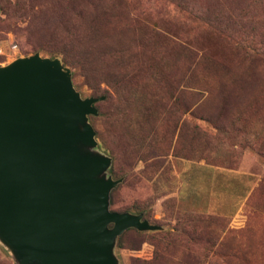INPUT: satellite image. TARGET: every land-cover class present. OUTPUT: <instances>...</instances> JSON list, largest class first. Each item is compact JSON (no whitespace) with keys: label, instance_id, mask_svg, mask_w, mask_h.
I'll use <instances>...</instances> for the list:
<instances>
[{"label":"rangeland","instance_id":"obj_1","mask_svg":"<svg viewBox=\"0 0 264 264\" xmlns=\"http://www.w3.org/2000/svg\"><path fill=\"white\" fill-rule=\"evenodd\" d=\"M211 8L264 57V0H0V66L56 58L80 98L105 97L87 122L120 177L108 209L169 233L165 248L124 231L117 264H264V64H237L254 52L202 24ZM137 13L170 29L168 46L125 23Z\"/></svg>","mask_w":264,"mask_h":264},{"label":"water","instance_id":"obj_2","mask_svg":"<svg viewBox=\"0 0 264 264\" xmlns=\"http://www.w3.org/2000/svg\"><path fill=\"white\" fill-rule=\"evenodd\" d=\"M103 98H80L56 58L0 66V245L15 264H117V236L159 230L108 209L120 181L87 122Z\"/></svg>","mask_w":264,"mask_h":264},{"label":"trees","instance_id":"obj_3","mask_svg":"<svg viewBox=\"0 0 264 264\" xmlns=\"http://www.w3.org/2000/svg\"><path fill=\"white\" fill-rule=\"evenodd\" d=\"M171 3L175 4L173 1H171ZM191 11H192V9H189V11L187 10V12H185V13L186 14H191ZM198 13L202 14V16H204V17H201L200 20L203 22L202 24L205 25L206 28L215 29V30H218V31L223 30L224 33H226V32H225V28H224L225 26L223 25L224 22H222V21L225 20V22H230L232 19H234L233 12L231 14L230 13L228 14L227 10L226 11H219L218 8H211V11H209L207 9L200 10V11H198ZM124 17H125V23L129 27H131L133 30L143 29L144 28V31H145V34H146L147 38L151 39L155 35V36H157V41L160 40L162 42L163 46H168V42L166 41V39H165L166 37L165 36H167L169 34V30L170 29H167L166 27H163V26H161L162 28H157L156 25L152 24L153 22H149L150 20L148 19V17H145L143 13H137L135 15H132L128 19L126 18L125 14H124ZM223 17H225V18H223ZM225 37L228 40L233 41L234 44H237V47H238L239 51L240 50L244 51L243 50L244 49L243 46L247 45V48L249 50H251L252 52H254V53H250L251 55H243L242 59L238 60L239 62H237V64L240 65L241 63L246 62L250 56L254 57L253 60H258V62H261L262 64H264V57L262 56V53L257 52L255 48H252V47L249 46L250 43H252V41L247 42V41L241 39L240 37L232 36V35H229L227 33H226ZM188 50H190V49L188 48ZM189 56H190L191 62L194 61V59L196 58V56H194L191 53V51L189 52ZM49 58H52V57H49ZM61 61L63 62V64L66 63V59H64V58H62ZM130 75L131 76H127V77H135L136 76L135 72L130 74ZM148 78L152 79L153 75H149ZM153 95L154 94L151 95V93H150L148 95L147 99L150 101L151 98L153 97ZM98 97H101V95L98 96ZM98 97H93V98H98ZM104 99H105V97L103 98V100ZM103 100H101V101H103ZM101 101H98V102H101ZM98 102H96V103H98ZM95 104H93V106H95ZM143 112L148 115V109L147 108L144 109ZM165 156H166V154H161V153L159 155H157L158 159L159 158H164ZM113 164H114V162L111 164V167H109V169H108V172L110 174H114V171L112 169L113 168L112 167ZM118 178H120V177L119 176H116V177L114 176L113 179L116 180ZM114 191H115V188H113L110 191V193H109V205H112V195H113ZM141 213H142L141 210H137L136 212H134V214H136V215L137 214H141ZM141 219L144 220L143 218H141ZM144 221H146V220H144ZM125 232H132L133 235H135L136 237H139V238H142L146 234H149V235L152 236V238H154V240L156 242L155 244H156L157 247H161L160 245H162L163 247L166 248V244H167L166 242L170 243V241H169V233H166V232L154 231V232L148 233V231L139 232V231H136L135 229H127ZM129 247H130L131 250H135V246L134 245L130 244ZM3 252H5V251H3ZM156 256L157 255L155 254V257ZM130 264H141V262L136 260V259H133V260H131Z\"/></svg>","mask_w":264,"mask_h":264}]
</instances>
